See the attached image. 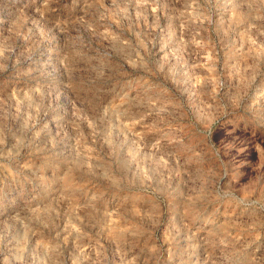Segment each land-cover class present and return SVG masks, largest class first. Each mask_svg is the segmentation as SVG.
<instances>
[{
	"label": "rangeland",
	"instance_id": "rangeland-1",
	"mask_svg": "<svg viewBox=\"0 0 264 264\" xmlns=\"http://www.w3.org/2000/svg\"><path fill=\"white\" fill-rule=\"evenodd\" d=\"M0 264H264V0H0Z\"/></svg>",
	"mask_w": 264,
	"mask_h": 264
}]
</instances>
